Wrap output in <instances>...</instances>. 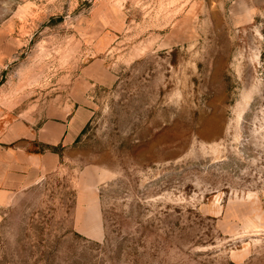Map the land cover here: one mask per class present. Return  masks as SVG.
Masks as SVG:
<instances>
[{"label": "rangeland", "instance_id": "374dc122", "mask_svg": "<svg viewBox=\"0 0 264 264\" xmlns=\"http://www.w3.org/2000/svg\"><path fill=\"white\" fill-rule=\"evenodd\" d=\"M12 8L0 264H264V0Z\"/></svg>", "mask_w": 264, "mask_h": 264}, {"label": "crops", "instance_id": "0c3cea01", "mask_svg": "<svg viewBox=\"0 0 264 264\" xmlns=\"http://www.w3.org/2000/svg\"><path fill=\"white\" fill-rule=\"evenodd\" d=\"M33 1L37 0H4V3H10L11 6L6 8V15L0 20V62L3 60L7 63L13 53L12 23L15 20V14L12 4L22 5ZM23 136L21 128L20 131L14 130L11 121H8L5 116L0 117V207L7 206L12 200L13 192L24 188L29 183L27 152L21 144L13 147V143L22 139Z\"/></svg>", "mask_w": 264, "mask_h": 264}]
</instances>
